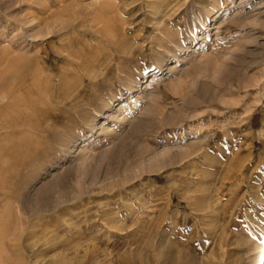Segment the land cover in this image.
<instances>
[{
  "label": "rangeland",
  "instance_id": "obj_1",
  "mask_svg": "<svg viewBox=\"0 0 264 264\" xmlns=\"http://www.w3.org/2000/svg\"><path fill=\"white\" fill-rule=\"evenodd\" d=\"M263 240L264 0H0V264Z\"/></svg>",
  "mask_w": 264,
  "mask_h": 264
},
{
  "label": "bare ground",
  "instance_id": "obj_2",
  "mask_svg": "<svg viewBox=\"0 0 264 264\" xmlns=\"http://www.w3.org/2000/svg\"><path fill=\"white\" fill-rule=\"evenodd\" d=\"M131 94V93H130ZM178 157H179V155H178ZM182 157H183V155H182ZM177 159V158H176ZM180 159H182V158H180ZM180 159H178V160H180ZM112 170V169H111ZM113 171V170H112ZM150 171V170H149ZM192 172V171H191ZM110 173V172H109ZM156 181V180H155ZM170 181V180H169ZM58 182V181H57ZM157 182V181H156ZM118 183V182H117ZM121 183V182H120ZM116 184V183H115ZM176 185V184H175ZM177 186V185H176ZM182 184H179L178 183V186H177V196H180V197H183V195H186L185 193V191H181L182 190ZM111 188V187H110ZM87 189V187H85V186H79L78 187V189L77 190H72V191H70L67 195H65V197H66V199H68L69 197L70 198H72V199H74V198H76L77 196H78V194H83V192L84 191H87L86 190ZM48 190V189H47ZM176 191V190H175ZM203 191V190H202ZM185 192V193H184ZM192 194V193H191ZM191 194H189V195H191ZM189 195H186V197H188ZM190 197V196H189ZM66 201V200H65ZM202 202V200L200 201V203ZM203 202H205L204 200H203ZM209 202V201H208ZM59 203H62L61 202V200L60 201H58V199H57V201H56V205L57 204H59ZM53 204H54V202H53ZM50 207H51V204L49 205ZM200 206V205H199ZM214 206V205H213ZM46 207V206H45ZM49 209V208H48ZM43 210H46V209H43V208H40V209H33V208H30L29 209V212H28V210H27V212L29 213V214H33L34 215V213H39L40 211H43ZM41 213V212H40ZM254 223V222H253ZM15 239V238H14ZM240 239H242V238H240ZM238 241V240H237ZM243 243L244 242H248L247 240H245V239H243V240H241ZM45 243H47V242H45ZM240 244V243H239ZM242 244V243H241ZM259 246L261 247V250H263L264 249V240L259 244ZM258 247V246H257ZM259 247V248H260ZM32 249H34V247L32 246ZM261 250H259V251H261ZM264 251V250H263ZM262 251V252H263ZM247 252V251H246ZM260 253L261 252H259V254H257V255H260ZM55 257H53L52 259H50V261H49V263L48 264H79L80 263V258H78V257H68L67 256V254H63V252H59L58 254H55L54 255ZM255 257L256 256H254V257H250V258H252V259H255ZM258 257V256H257ZM37 259V258H36ZM256 261V260H255ZM251 262V261H250ZM261 262H262V264H264V253H263V255L261 256V261H260V263L259 264H261ZM38 263V260H35V261H33V263H31V264H37ZM255 263V262H254ZM90 264H95V263H90ZM251 264V263H250ZM252 264H253V261H252ZM257 264V263H256Z\"/></svg>",
  "mask_w": 264,
  "mask_h": 264
}]
</instances>
